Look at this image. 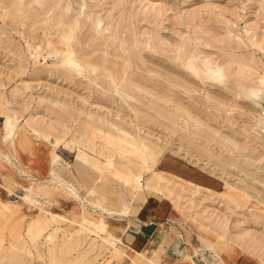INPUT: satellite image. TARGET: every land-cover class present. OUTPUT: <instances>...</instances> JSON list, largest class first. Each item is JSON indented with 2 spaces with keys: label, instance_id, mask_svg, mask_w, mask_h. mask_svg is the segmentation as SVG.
<instances>
[{
  "label": "rangeland",
  "instance_id": "374dc122",
  "mask_svg": "<svg viewBox=\"0 0 264 264\" xmlns=\"http://www.w3.org/2000/svg\"><path fill=\"white\" fill-rule=\"evenodd\" d=\"M263 76L264 0H0V264H264Z\"/></svg>",
  "mask_w": 264,
  "mask_h": 264
},
{
  "label": "crops",
  "instance_id": "0c3cea01",
  "mask_svg": "<svg viewBox=\"0 0 264 264\" xmlns=\"http://www.w3.org/2000/svg\"><path fill=\"white\" fill-rule=\"evenodd\" d=\"M145 199V202H141L134 211L129 212L125 217L126 219L123 222L125 223L124 227L119 232V235H117L119 240L116 241V243L120 244L122 247L125 246V251L119 249L122 247H117L119 252L135 253L137 250L155 249L161 242L162 234H160L159 227L161 226V223L164 222L162 220L163 216L168 215V208H166L165 204L158 199H152L149 197H146ZM174 239L176 238L165 242L161 247L163 249L173 247ZM113 251L114 253L112 257L120 254L115 250ZM125 257L128 258L127 256ZM126 258L123 259L125 260ZM121 261L122 260H120L119 263H122ZM238 264H249L248 258L240 257Z\"/></svg>",
  "mask_w": 264,
  "mask_h": 264
},
{
  "label": "bare ground",
  "instance_id": "6f19581e",
  "mask_svg": "<svg viewBox=\"0 0 264 264\" xmlns=\"http://www.w3.org/2000/svg\"><path fill=\"white\" fill-rule=\"evenodd\" d=\"M68 20V19H67ZM70 21V20H69ZM53 30V29H52ZM54 31H56V30H54ZM55 38V37H54ZM82 47V46H81ZM93 47V46H92ZM70 51V50H69ZM79 51V50H78ZM73 52V51H72ZM67 56V55H66ZM78 60V59H77ZM66 61H71L72 62V59L70 58V57H68V59L66 58ZM70 63V62H69ZM74 65V64H73ZM78 75V74H77ZM113 79V78H112ZM261 82H262V84H263V87H264V76L262 77V79H261ZM263 93H264V91H263ZM261 95H262V92H260L259 94H256L255 96H257L256 98H257V103L259 104V100L262 98L261 97ZM14 120H11V119H9V118H7L5 121H4V124H3V128L4 129H6L7 130V133H6V135H5V138L8 136V134L10 135V133H11V131H13L12 130V128H13V126H14ZM81 160V159H80ZM112 162V161H111ZM111 162H109V163H111ZM112 164V163H111ZM109 166V165H108ZM26 199H28L27 197H25ZM11 205H12V203H10V202H8V201H3V200H1L0 199V213L1 212H5V211H7V210H9V208L11 207ZM97 227H100V229H103V228H105L106 226H105V224H103V223H101V224H97L96 225Z\"/></svg>",
  "mask_w": 264,
  "mask_h": 264
}]
</instances>
